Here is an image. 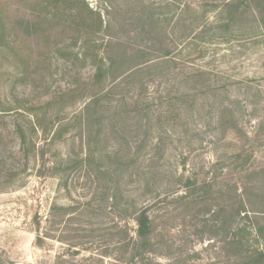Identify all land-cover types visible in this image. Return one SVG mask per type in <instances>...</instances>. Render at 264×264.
Returning a JSON list of instances; mask_svg holds the SVG:
<instances>
[{
  "label": "rangeland",
  "instance_id": "1",
  "mask_svg": "<svg viewBox=\"0 0 264 264\" xmlns=\"http://www.w3.org/2000/svg\"><path fill=\"white\" fill-rule=\"evenodd\" d=\"M224 1L0 0V109L18 112L0 111L1 256L122 264L123 250H135V212L151 205L156 253L143 264H231L229 232L212 216L239 194L264 211V33L247 16L219 37ZM85 6L127 30L158 18L176 68L166 78L153 70L143 89L107 87L82 113L94 68L74 54L97 19ZM25 21L37 30L24 33ZM46 103L26 157L17 130L28 137L25 110Z\"/></svg>",
  "mask_w": 264,
  "mask_h": 264
},
{
  "label": "trees",
  "instance_id": "2",
  "mask_svg": "<svg viewBox=\"0 0 264 264\" xmlns=\"http://www.w3.org/2000/svg\"><path fill=\"white\" fill-rule=\"evenodd\" d=\"M58 1L52 0V4ZM85 10H87V14L96 16L97 19L94 28H91L87 34L88 37L81 44L80 52L74 54L75 59L83 62L88 61L94 68L91 80V88L94 92L89 102L84 106L82 113L88 114L91 110L95 112L101 101L100 96L104 94L103 90H106L107 87L111 91L113 88L128 83L131 84V87L143 89L146 86L144 77L149 76L153 70L165 68L162 78H166L176 68L177 64L171 59L172 50L163 40L166 32L158 26L160 21L158 18H154L152 14H149L146 22L141 23L138 28L127 30L125 25L116 27L113 21L104 23L100 16L87 9V6H85ZM218 15L219 19L215 29L218 31L219 37L232 36L235 28L239 27L247 16L251 17L255 29L264 33V0H225ZM31 28L34 31L37 30L36 25L30 21H25L24 33L28 34ZM102 31L104 35H107V40L100 43L93 39V36L102 33ZM4 32L5 25L0 23V40L4 39ZM204 32L205 30L200 31L197 37L202 36ZM143 38L148 39L147 43L144 42ZM152 38L154 40L151 41ZM61 53L64 54L65 52ZM110 91H107L106 94ZM129 99L136 106L140 103V99L134 101ZM121 100L125 102V98H121ZM27 109L25 111L29 113L31 119L28 123V137L24 131L17 130L22 147H28V150H24L26 157L32 150L31 132L35 134L36 128L40 127L41 121L51 109V103H46L36 109ZM0 111L18 113L16 109H0ZM37 112L42 114L40 118L37 116ZM240 157L238 156L236 160ZM182 180L181 178L180 182ZM184 181L181 187L191 189L190 186H193L191 179L186 178ZM203 196L195 199V201L192 200V202L195 205L203 206L205 203L204 199L202 200ZM235 196L234 201L219 206V210L212 216L215 220H219L221 230L226 233L229 232L230 239L225 243L227 258L232 261L231 264H264V211L258 210L255 207L256 202L249 198L245 202L240 194ZM156 197H158L157 194L152 199L154 200ZM185 197L186 195H183L179 198ZM150 206L141 207L135 212L133 220L136 225L135 239L130 242L135 250H123V256L117 260L119 263L143 264L142 261H145L143 257L156 253V250H148L153 236V222L149 216ZM37 241L40 242V239L37 238ZM124 247H128L127 243ZM137 260L138 262H136ZM150 263L151 261L148 260L146 264ZM0 264H12V262L0 255Z\"/></svg>",
  "mask_w": 264,
  "mask_h": 264
}]
</instances>
